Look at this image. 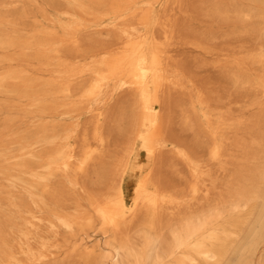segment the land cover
Here are the masks:
<instances>
[{"label":"bare ground","instance_id":"obj_1","mask_svg":"<svg viewBox=\"0 0 264 264\" xmlns=\"http://www.w3.org/2000/svg\"><path fill=\"white\" fill-rule=\"evenodd\" d=\"M16 3L0 0V264H99L63 250L96 222L115 264H253L264 0ZM135 228L156 238L129 251Z\"/></svg>","mask_w":264,"mask_h":264},{"label":"rangeland","instance_id":"obj_2","mask_svg":"<svg viewBox=\"0 0 264 264\" xmlns=\"http://www.w3.org/2000/svg\"><path fill=\"white\" fill-rule=\"evenodd\" d=\"M31 3V0H17L16 4H13L15 7L17 4H20L21 7L23 5L28 6ZM13 7V12H16L15 8ZM35 11V10H34ZM50 13L54 14L53 10L50 9ZM6 99H0V102H5ZM5 114L0 113V129L3 125ZM175 226L171 225L168 229L162 232V239L165 242H170L172 238V230ZM86 233H76L74 237H66V244L64 245L63 250L65 252L69 251L71 248L76 247L77 252L73 255L74 260H77L78 252H84L86 248L94 249L96 251V257L98 258L99 264H115L112 260V254L114 253V243L112 242V236L110 233L104 234L100 231L98 227V223H94L92 227L86 228ZM160 235V236H161ZM156 238L154 233H151L143 228H135L130 232V243L128 244L127 248L129 251H140L144 249V244L148 238ZM146 238V239H145ZM62 242V239L59 240ZM59 257V254L57 255ZM67 257V256H66ZM65 255L61 254L59 257V262L57 264H68L64 260ZM132 261V260H131ZM130 259H125V264H132ZM53 261H49L46 264H53ZM253 264H264V247L261 248L260 253L255 257Z\"/></svg>","mask_w":264,"mask_h":264}]
</instances>
